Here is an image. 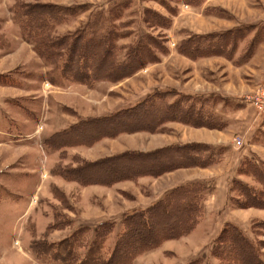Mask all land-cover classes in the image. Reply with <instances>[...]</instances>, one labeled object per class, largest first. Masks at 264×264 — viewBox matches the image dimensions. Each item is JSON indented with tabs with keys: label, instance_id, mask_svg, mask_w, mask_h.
Instances as JSON below:
<instances>
[{
	"label": "rangeland",
	"instance_id": "rangeland-1",
	"mask_svg": "<svg viewBox=\"0 0 264 264\" xmlns=\"http://www.w3.org/2000/svg\"><path fill=\"white\" fill-rule=\"evenodd\" d=\"M16 2L76 9V17L57 27L58 36L73 33L90 16L99 12L106 14L110 8H115L123 11L121 21L128 24L121 30L128 38L119 44L133 46L142 36L150 35L157 41L163 40L168 54L160 56V52H156L161 59L158 65L147 67L139 76L123 84H99L93 89L75 86L60 79L59 73L53 72L51 66L39 59L25 41L14 20L12 8ZM217 8L225 15L219 16L214 10ZM150 12L164 18V25L155 21ZM238 29L245 30V35L251 31L250 37L246 43L238 42L230 65L226 59L219 58L221 61L200 68L199 75L204 80L199 77L207 83L195 79L192 61L176 52L179 43L187 36L185 33L201 37L231 32L229 40L232 41ZM257 32L261 36L264 34V0H0V264H55L50 258L38 257L34 253L31 249L33 241L57 242L81 226L91 229V237L99 222L117 218L120 221L127 213L150 206L160 189L184 175L211 179L227 174L230 177L229 190L235 180L249 183L248 179L237 176L236 168L243 158L264 161V145L251 140L253 136L258 139L259 131L264 132V112L246 102L247 97H252L260 106L264 104V42L257 45L246 63L236 62ZM179 86L192 91L212 92L217 100L225 98L234 104H241L240 100L242 108H248L244 113L253 115L249 127L237 129L239 126L233 124L234 129L229 133L233 145L229 151L223 149V155H229L209 173H182L183 176L165 179L162 184L154 183V179H140L137 183L126 182L112 188L79 187L54 173L59 165L74 167L73 156L95 161L114 152H138L150 147H153L152 151L160 150L169 146L164 145L166 142L184 137L180 130L192 127L171 123L165 127L169 132L162 134L172 133L169 126L175 124L179 127L172 134L173 139L159 141L149 137L151 134H133L103 140L101 147L96 148L58 147L55 150L46 147V142L56 133L76 124L79 119L101 117L130 107L144 96ZM222 117L228 123L225 116ZM241 118L233 119V122ZM249 134L253 135L250 137ZM117 139L119 142L114 143ZM237 139L243 143L240 148L234 145ZM208 189L212 191L210 183ZM228 194L237 197L232 192ZM55 213L72 225L50 233L47 228L54 223ZM251 215L257 218L248 219ZM216 216L221 221L231 220L227 217L232 216L249 238H257L263 244L261 251L264 253V211L237 210L228 204L227 211L211 215V219H206L189 237L165 247L168 252L161 256L151 254L135 264H184L188 258H203L206 264H218L209 256L216 233ZM119 229L118 225L116 233Z\"/></svg>",
	"mask_w": 264,
	"mask_h": 264
},
{
	"label": "trees",
	"instance_id": "trees-1",
	"mask_svg": "<svg viewBox=\"0 0 264 264\" xmlns=\"http://www.w3.org/2000/svg\"><path fill=\"white\" fill-rule=\"evenodd\" d=\"M214 10L219 16L225 15L219 8ZM12 11L35 55L51 66L53 72L59 73L60 79L75 86L93 89L99 84L123 83L160 63L156 52H160V56L168 54L163 40L157 41L150 35L142 36L133 46L119 44L128 38L121 32L128 24L121 21L123 11L115 8H110L106 14L99 12L90 16L73 33L61 36L56 35L57 27L76 17V9L16 2ZM150 14L164 25V18ZM244 31L236 30L232 41L229 40L231 32L201 37L184 32L187 36L176 52L192 62L209 58L232 62L238 42L246 43L251 35V31L246 35ZM260 34L252 36L236 63H246L252 57L257 45L264 42V34ZM220 105L233 111L242 108L240 104L215 97L186 95L174 90L155 92L130 107L97 118L79 119L76 124L56 133L46 142V147L55 150L58 147L90 148L122 135L168 133L165 127L171 123L222 131L228 123L215 112ZM257 134L258 139L253 136L251 140L264 145V132ZM223 157V149L205 144H173L160 150L116 153L95 161L73 156L74 167L59 165L54 173L79 187L112 188L121 183H137L140 179H158L181 169L212 168L221 163ZM254 159L243 158L237 168V176L250 182H232L229 193L237 197H228V204L234 209L264 211V161ZM209 192L202 181L185 183L172 188L150 206L124 215L117 233L116 222L102 221L93 228L91 237V229L81 226L57 242L33 241L31 249L38 257H48L55 264H133L164 243L192 234L204 220L203 204ZM54 217V223L47 228L50 233L72 225L58 213ZM261 246L257 238H249L239 225L227 221L212 240L209 256L218 264H264ZM185 264L206 262L203 258H194Z\"/></svg>",
	"mask_w": 264,
	"mask_h": 264
},
{
	"label": "crops",
	"instance_id": "crops-1",
	"mask_svg": "<svg viewBox=\"0 0 264 264\" xmlns=\"http://www.w3.org/2000/svg\"><path fill=\"white\" fill-rule=\"evenodd\" d=\"M260 48L261 47H259L257 49H260ZM220 59L219 58L218 59L217 58H209L207 60L204 59V60H200V61H197V62H191V66H193L194 70H195V79L197 78L200 81L205 83L206 81H203L204 79L199 75L202 72V69H200V68L205 66V65H207V64H212L215 61H221ZM227 64L230 65L229 62H227ZM153 66H155V65H153ZM203 69H205V68H203ZM205 70L207 71V69H205ZM140 74H141V72H139L134 77H132L131 79H129V80L125 81V82H128V81L134 79L135 77L139 76ZM125 82H123V83H125ZM123 83H121V84H123ZM195 84H196V80H195ZM79 87H81V86H79ZM176 89H177L178 93H182V94H186V95L191 94V95L203 96V97H215L214 93L208 92V91L203 92V91H200V89L192 91V90L187 89L186 87L183 88L181 86H179L178 88H174V90H176ZM147 96H144L143 99H145ZM141 100H138L137 102H139ZM222 100H225V98H223ZM234 102H236V101H234ZM238 102H240L242 104V102L240 100ZM132 105H134V103ZM241 106H243V105H241ZM246 109L248 110L247 107H245V108L243 107L241 110L233 111V110H230L229 108H224V107H222L220 105L215 112L217 114H219V115L225 116V119L228 121V125H227V127L224 130L216 131V130H208V129H201V128L200 129H193V128L192 129H187L185 127L186 129L180 130V131H182V133H184V137H182V138H180L178 140H174V141L170 140V141L166 142V144H164V145L184 144V143H200V144H205V145L211 146V147H213L215 149L216 148H218V149L221 148V149L229 151V148H231L232 145H233V143L231 142V139L229 138V133H230L231 129H234L233 124L236 123L237 127L239 126L237 129H240V128H244V127H249L251 125V123H252L253 115H248V114L244 113L245 111H247ZM239 117H242L241 120L233 122V119H237ZM174 125H170L169 126L170 129L173 130L172 133H169V134H154V135H150L149 137H153L152 139H158L159 141H162V139H166V140L169 139V138L173 139L174 137L172 136V134H175V132H176L175 130H177V127H179V126H174ZM242 130H245V129H242ZM191 135H192V137H191ZM215 135H217V138H215ZM249 135L251 137L253 134H249ZM232 140H233V138H232ZM113 142L117 143V142H119V140L118 141L115 140ZM101 145H102V143L96 144V145H94L93 148H96L97 146L101 147ZM152 149H153V147L152 148L150 147V149H142L141 151H152ZM115 153L116 152H114V154ZM228 155L229 154H227V153L225 154L224 153V157H226ZM238 165H239V163H238ZM212 169L213 168H208V169H195L194 168V169H188V170L187 169L177 170V171H174L172 173H168V174H166V175H164V176H162V177H160V178H158L156 180L154 179L153 182L162 184L163 181H165V179H170L172 177L174 178L177 175H178L177 177H180L179 175L183 176L182 173L185 174L187 172H192V171L193 172L198 171V172H201V173H203V172L204 173H209V171L212 170ZM188 175L189 176H187V177H184V176H186V175H184L180 180H176V181L172 182V184H170L169 186H166L163 189H160L159 193L154 196V198L152 199V202H150V204H152L154 201L160 199L162 196H164L166 193H168L172 188H174L176 186H179V185H182V184H185V183H189V182H194V181H202L203 183L206 184L207 181H208V183L206 184V187L209 188V183H210L211 186H212V191L209 192V194H208V196H207V198H206V200H205V202L203 204L205 217H204V220L202 221V223H200V225L203 224L206 221V219L210 220L211 219V215H213L215 213H218V214L221 215L222 213H224L225 211L228 210V197H229V194H228L229 193V189H228L229 184H228V182H230L229 175L223 174V175L217 176V178H214V176H212L211 179L210 178H197V177H194V176H190V174H188ZM148 180L151 181L150 179H148ZM247 212L249 213V210ZM253 212L254 213H260V211H253ZM216 217H217V225L215 227L216 228L215 236H216L219 228L222 226L223 223L229 221V222H232V223L236 224V222H234L235 220H232L233 219L232 216L231 217H227V218H231L232 221L231 220H225V219H222V221H221V218L219 216H216ZM249 217L250 218H248V219L257 218L254 215H251ZM120 221H121V219H120ZM120 221H119V218L114 220V222H116L117 226L119 225ZM200 225H198V227ZM198 227H197V229H198ZM181 240H179V241H181ZM179 241L166 242L158 250H154V251H152V252H150L148 254H145L144 256L138 258L133 264L138 263L139 260H141V259L145 260L151 254L154 255L156 253H159L160 256H161L165 252L169 251V250H166L165 247H169L172 243L179 242ZM186 258H188V257H186ZM188 259H187V261L185 263H187L188 261L191 260L190 258H188Z\"/></svg>",
	"mask_w": 264,
	"mask_h": 264
},
{
	"label": "built area",
	"instance_id": "built-area-1",
	"mask_svg": "<svg viewBox=\"0 0 264 264\" xmlns=\"http://www.w3.org/2000/svg\"><path fill=\"white\" fill-rule=\"evenodd\" d=\"M246 102H248V104L255 106V108L258 109L259 111L264 112V104L260 106L256 99H253L252 97H247ZM234 145L236 148H240L243 145V143L240 139H237Z\"/></svg>",
	"mask_w": 264,
	"mask_h": 264
}]
</instances>
